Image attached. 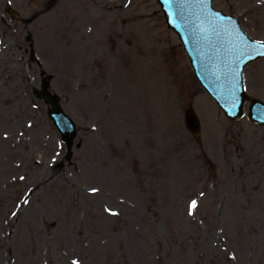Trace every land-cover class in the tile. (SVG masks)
<instances>
[{"label":"rangeland","instance_id":"obj_1","mask_svg":"<svg viewBox=\"0 0 264 264\" xmlns=\"http://www.w3.org/2000/svg\"><path fill=\"white\" fill-rule=\"evenodd\" d=\"M214 5L264 40V0ZM42 69L79 128L69 158ZM245 85L264 100V58ZM73 259L264 264V126L225 116L157 0H0V264Z\"/></svg>","mask_w":264,"mask_h":264},{"label":"water","instance_id":"obj_2","mask_svg":"<svg viewBox=\"0 0 264 264\" xmlns=\"http://www.w3.org/2000/svg\"><path fill=\"white\" fill-rule=\"evenodd\" d=\"M163 1L165 3L164 9L166 10V16L170 25L179 33L184 41H188L192 35V30H190V27L186 24L188 11L185 2L181 5H178L177 3H174V0H172V2H170V0ZM192 50L193 49H188V52L193 60L195 68L197 69V74L203 84L212 94L216 95L218 98L220 96H224L225 103H223V105L229 115L239 116V110H241L242 107L241 104L246 97L245 93L241 92L242 90H238L236 86H234L233 90L227 89L225 85L227 84L226 81L228 78H223L222 84L218 83V81L215 80V77L213 76L212 70L205 71L202 69L204 67V63L199 62L201 61L199 55H197L195 51ZM48 86L49 81L45 80L43 91L36 90V94L39 97H44L47 102L52 103L54 111H50L49 113L53 117L59 129L62 131L63 139L66 140L68 146L71 147L77 133L75 125L61 108L59 104V96L49 92L47 90ZM251 101L253 103L251 117L264 121V103L256 98H253ZM188 122L194 130H197V126L195 125L197 123V117L191 110L188 111Z\"/></svg>","mask_w":264,"mask_h":264},{"label":"snow or ice","instance_id":"obj_3","mask_svg":"<svg viewBox=\"0 0 264 264\" xmlns=\"http://www.w3.org/2000/svg\"><path fill=\"white\" fill-rule=\"evenodd\" d=\"M170 2H172V0H170ZM186 2V0H175V3H177L178 5L181 4V3H184ZM203 2V0H202ZM217 15H219L217 13ZM258 43L259 47L264 49V41H259V42H256ZM259 55H262L264 56V52H260ZM235 107V105H234ZM29 127H31V124L28 125ZM7 134H5L6 136ZM21 135H23V133H21ZM21 179H24V177H21ZM90 192L92 194H96L99 192V189L98 188H91L90 189ZM200 195H203V193H201ZM28 201L26 200L25 203H27ZM198 207H199V203H198V200L197 199H192L188 205V215L189 216H195V213L196 211L198 210ZM105 211L111 215V216H118L119 215V212L117 211H114L113 209L109 208V207H105ZM13 215L15 216L16 213H13ZM232 259H235V257H231ZM71 264H80V261L78 259H73Z\"/></svg>","mask_w":264,"mask_h":264}]
</instances>
